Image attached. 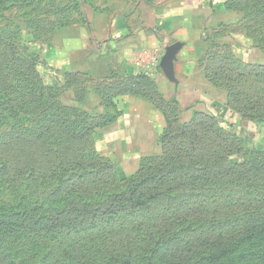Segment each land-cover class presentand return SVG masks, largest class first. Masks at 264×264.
<instances>
[{
    "label": "rangeland",
    "instance_id": "1",
    "mask_svg": "<svg viewBox=\"0 0 264 264\" xmlns=\"http://www.w3.org/2000/svg\"><path fill=\"white\" fill-rule=\"evenodd\" d=\"M126 39L137 47L126 63L135 76L119 64ZM176 39L184 48L175 84L159 62ZM130 91L164 116L155 153L107 132ZM225 128L237 132L239 146L225 167L250 160L264 170V0H0V226L42 216L49 230L73 235L168 211L187 200L117 205L98 216L81 208L107 206L148 158L180 145L184 134L215 139ZM143 137L154 135L144 127ZM229 192L264 197V185L231 183L193 197L216 202ZM47 250L33 255L14 243L9 261L41 264ZM244 254L223 264H243Z\"/></svg>",
    "mask_w": 264,
    "mask_h": 264
},
{
    "label": "trees",
    "instance_id": "2",
    "mask_svg": "<svg viewBox=\"0 0 264 264\" xmlns=\"http://www.w3.org/2000/svg\"><path fill=\"white\" fill-rule=\"evenodd\" d=\"M229 129L225 128L226 136L208 140L184 134L183 143L172 145L162 156L148 158L107 206L80 208L84 214L98 216L114 212L117 205L120 209L160 202L168 205L170 196L187 201L171 204L168 211L145 220L134 219L127 226L111 225L73 235L49 230L42 216L17 214L15 223L11 218L1 223L0 264H11L9 247L14 243L27 245L33 255L48 248L41 264H223L243 253L239 256L243 264H264V197L236 192L216 202L193 197L195 191L209 194L231 183L247 182L252 188L264 185V170L250 160L247 165L227 163L225 167L223 161L239 147L237 132ZM196 231L192 237H183L185 232ZM258 246V250L251 249Z\"/></svg>",
    "mask_w": 264,
    "mask_h": 264
},
{
    "label": "crops",
    "instance_id": "3",
    "mask_svg": "<svg viewBox=\"0 0 264 264\" xmlns=\"http://www.w3.org/2000/svg\"><path fill=\"white\" fill-rule=\"evenodd\" d=\"M184 30H186L185 27ZM184 34H185L184 32L178 34L177 35L178 39L183 40L185 38ZM178 39H176L175 42L182 43V48H181L182 50L184 48V43L183 41ZM151 41H152V43H150L151 47H155L158 43L155 38L151 39ZM138 42L140 44V41ZM120 47L123 50V55H120V57H118L120 58L119 64L123 68H126V70L129 72V75L135 76V74H137V70L133 66H130L129 64L126 63L128 62L130 57L129 54L133 50H135L134 48H137L136 45L131 46L130 41L126 39L122 41V45H120ZM114 62L117 63L118 60L117 62L116 61ZM174 72H175V65H174ZM117 103H118L117 106H119V109L122 110L123 114L116 122H114L113 125L109 126L107 132H109V134L112 136L118 137L117 138L118 140L120 139L121 141H125L131 147L139 144L144 146L143 148H146V150H148V152H146L147 154L155 153L158 148L157 147L158 137L164 132V128H165V120L162 113L158 111L154 106H152L150 102L146 101L144 98L137 95H126L124 97H120ZM144 127H146L147 131L152 132V134L154 135L152 139H145L143 137ZM139 135L141 136V138H139Z\"/></svg>",
    "mask_w": 264,
    "mask_h": 264
},
{
    "label": "water",
    "instance_id": "4",
    "mask_svg": "<svg viewBox=\"0 0 264 264\" xmlns=\"http://www.w3.org/2000/svg\"><path fill=\"white\" fill-rule=\"evenodd\" d=\"M182 48V43L175 42L167 46L164 50V54L162 55L159 67L162 70L165 77L173 83H177L174 74V62L176 61L177 55Z\"/></svg>",
    "mask_w": 264,
    "mask_h": 264
}]
</instances>
